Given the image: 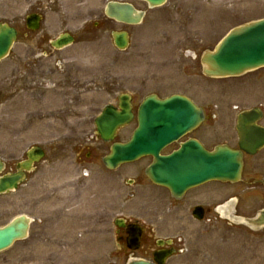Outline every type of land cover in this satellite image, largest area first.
I'll return each instance as SVG.
<instances>
[{
    "label": "rangeland",
    "instance_id": "obj_1",
    "mask_svg": "<svg viewBox=\"0 0 264 264\" xmlns=\"http://www.w3.org/2000/svg\"><path fill=\"white\" fill-rule=\"evenodd\" d=\"M34 12L44 19L39 31L31 32L26 17ZM147 15L144 25L133 31L132 46L126 52L116 49L107 35L97 33L79 39L87 46L77 43L54 53L51 60V0H0V23L8 22L20 31L10 55L0 63V155L9 171L15 170L32 146L46 151L44 160L16 192L0 196V226L20 214L34 220L28 239L0 253L1 264L127 263L128 251L116 249L114 172L102 162L110 144L96 137L94 124L104 106L117 105L120 94H132L135 110L155 93L162 97L185 94L207 105L210 116H217L207 123L210 147L227 139L217 134L219 122L226 124L228 140L236 144L235 108L260 107L264 112V69L237 78L209 79L200 61L232 29L264 19V0H168L162 7L148 9ZM71 66L81 70L85 90L75 106L62 104L66 108L60 105L64 96L57 94L56 112H51V105L48 109L46 104L51 98V67L55 80L68 81ZM224 113H229L226 122ZM149 162L146 158L128 164L126 172H140ZM263 178L264 149L247 157L242 182L208 183L207 205L239 198V214L255 215L264 208ZM125 189L123 184L124 194ZM82 206L88 228L74 221L81 220L77 211ZM68 209H73V215L66 213ZM65 220L73 224V236ZM219 225L226 227L224 222ZM207 232V264H264V230L252 236L243 228L223 231L213 226ZM146 233L152 235L147 236L151 248H156L159 234L149 228ZM221 236L229 243L223 244ZM247 239V247L254 246L256 256L246 257L242 241ZM136 256L145 255L138 252ZM169 264H181L180 257H173Z\"/></svg>",
    "mask_w": 264,
    "mask_h": 264
},
{
    "label": "water",
    "instance_id": "obj_2",
    "mask_svg": "<svg viewBox=\"0 0 264 264\" xmlns=\"http://www.w3.org/2000/svg\"><path fill=\"white\" fill-rule=\"evenodd\" d=\"M152 6H159L166 0H146ZM110 5L109 14L119 9L123 18L127 6ZM132 13L131 7H128ZM38 17L29 19V26L38 27ZM33 24V25H32ZM17 38V32L0 24V61L6 58ZM69 42V41H68ZM67 42V43H68ZM117 46L125 49L128 39L125 34L117 36ZM204 74L211 78H230L264 68V19L233 29L217 45L213 52H207L202 59ZM121 111L107 106L96 119L97 134L111 142L119 128L133 119L131 102L128 96L122 97ZM262 117L258 109L245 111L239 117L238 131L240 150L229 146H218L214 151L206 150L197 141L182 145L170 156H161V151L184 134L197 127L204 119L202 111L187 97L175 95L165 100L156 95L147 97L138 112V128L132 140L125 144L116 143L103 159L106 168L115 170L125 163L135 162L145 156H153L155 161L148 168L147 175L157 184L168 187L174 195H181L190 187L200 186L211 181L239 182L243 172V151L255 155L264 148V129L256 122ZM28 160L18 165V172L0 178V194L16 189L25 181L26 172L44 157L40 148L32 149ZM3 165L0 163V172ZM264 182V181H263ZM253 228L264 227V209L254 219H238ZM31 219L26 215L15 218L7 226L0 228V251L9 249L16 241L29 235ZM123 225V224H121ZM129 247L137 249L139 238L128 239ZM159 264L163 261L157 257ZM129 264H155L142 259H132Z\"/></svg>",
    "mask_w": 264,
    "mask_h": 264
},
{
    "label": "flooded vegetation",
    "instance_id": "obj_3",
    "mask_svg": "<svg viewBox=\"0 0 264 264\" xmlns=\"http://www.w3.org/2000/svg\"><path fill=\"white\" fill-rule=\"evenodd\" d=\"M120 4L130 6L134 11H137L138 16L135 14V16L130 19L129 16H127V20L121 19L118 8H115L113 15L108 13L110 5L119 7L118 5ZM148 9L153 8L144 0H51V35H53L50 44L51 60L54 57V53L65 51L77 43L80 47L87 46L85 42H80L79 39H86L97 33L107 35L116 49H118L115 45L116 35H127L128 48L125 51L118 50L120 52L128 51L132 46V33L135 28L144 25L148 18ZM34 14L41 15L40 24L42 25L44 16L40 13L34 12ZM26 27L27 30L31 31L27 23ZM143 29L144 28H140L139 31H144ZM19 36L20 31L18 30V38ZM70 40L71 43H69ZM90 44H93V41ZM81 50L82 49H80V51ZM72 62L74 61H71V63ZM68 70L71 72L70 75H67L69 76L68 81H64L63 77L57 81L55 80L54 68L51 67V82L49 84L51 88L50 105L53 109H51V112H56L55 101L57 94L64 96V100L60 105H66L70 102L75 106L80 100L79 98L82 96V92L85 90L86 81L85 77H82L81 70L75 69L73 66ZM77 72L80 74L79 76ZM155 94L160 98L168 97H162L159 93ZM120 96L121 95H119L118 98ZM193 100L195 101V99ZM195 102L204 113L203 123L178 142L168 146L162 152V155L172 154L174 151L181 148V144L189 140L200 142L209 151H213L218 145H229L233 148H239L241 139L237 130V121L239 115L244 112V109L239 110L237 108L238 112L236 113L234 138L236 144L233 145L228 140L229 135L224 129L226 124L219 122L217 126L221 127V131L217 134L227 139L210 147L207 145V123L211 120V112L207 111V105L204 106L197 101ZM49 108L50 106L48 109ZM63 108H66V106H63ZM133 111L136 113L135 110ZM48 115H50V113ZM228 115L229 113H224V122L228 119ZM53 118L55 117L51 116V119ZM212 118L217 119V116ZM263 119L264 113L262 120L258 122L257 125L264 129ZM51 123L55 124V121L51 120ZM133 124L136 126L135 119L129 126L120 129L117 132L115 142L129 141L133 133ZM208 135H211L209 131ZM247 157L252 156L244 154L245 164ZM148 158H150V162L147 167L153 162V158ZM122 168L123 166L114 171L115 173L112 181V212L117 217L115 221L120 217L124 218L126 228L131 225L134 227L135 231L142 230L141 247L135 253L141 252L146 258H149L148 255L150 254L149 259L153 260L155 253L160 252L166 255L173 254L169 259L175 256L180 257L181 264H207L208 228L219 226L223 231L224 229L233 230V228H243L251 233L252 236L259 233L255 229L237 224L236 221L231 219L234 215L239 214V210L236 209V211H234L230 207H224L230 199L215 204L213 207V204L208 206L207 189L205 186L190 188L182 195L175 197L170 189L154 184L147 177L146 168L144 171L140 172L138 170L126 172V168L124 167L125 173L123 171L121 172ZM10 172H15V170H11ZM6 173L8 172L5 171L3 174ZM255 182L259 183L258 181ZM123 184L126 185V194L123 196L121 204L120 189L123 188ZM219 207H223L224 209L219 210ZM125 210L127 213L124 212ZM211 217H213V219H211ZM220 222H224L226 227L224 228L219 225ZM115 227L117 245L120 248H127V229L119 226ZM147 228L152 230V233L155 232V234H159V237L155 240L156 248H151L149 244L147 236L152 238V235L146 233ZM221 238H223L221 240L223 244L229 243L228 239L223 236H221ZM248 241L249 239L243 240V245L247 247ZM233 242L235 245L238 244V240ZM159 244L162 245L159 247ZM247 253L246 257L256 256V248H254V246L250 248L247 247Z\"/></svg>",
    "mask_w": 264,
    "mask_h": 264
}]
</instances>
